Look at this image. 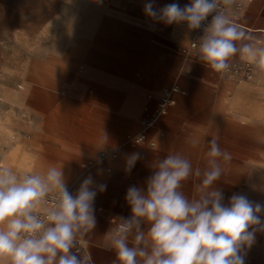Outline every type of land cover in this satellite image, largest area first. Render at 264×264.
<instances>
[{
    "label": "rangeland",
    "instance_id": "rangeland-1",
    "mask_svg": "<svg viewBox=\"0 0 264 264\" xmlns=\"http://www.w3.org/2000/svg\"><path fill=\"white\" fill-rule=\"evenodd\" d=\"M63 1L0 0V168L12 170L18 177L43 174L50 167L62 169L67 189L72 193L70 180L74 177L76 183H82L88 176L95 180L97 176L115 172L120 153L118 147L123 139L120 134L118 138L110 135L112 107L107 98L97 107H87L86 121L78 120L72 110L74 104L78 105L79 90L74 91L75 97H70L63 83L70 60L69 45L78 34L79 25L77 20L73 21L78 17L77 11L65 8ZM181 1L185 0H165L166 4H181ZM124 13L125 19L137 16L134 11ZM117 29L116 41L104 44L114 45L115 50L124 53L113 59L114 65L101 64L93 70L104 80L116 81L112 91L119 101L115 106L119 117L125 113L127 101L138 94L143 95L141 115L146 117V109H152L147 106L150 97L164 88L158 85L168 79L154 76L151 71L158 58L166 53L180 58L182 64L177 79L166 87H182L187 92L186 100L191 91L183 82L192 80L195 89L194 106L187 105L176 112L172 110L168 117L175 113L172 122L176 126L152 136L148 143H136L143 120L140 121L141 115L135 118L137 128L125 138L132 147L146 145L153 153L141 156L131 171L126 165L123 167L133 185L146 188V180L153 174L156 162L170 154L181 153L191 161L193 170L203 171L209 159L206 156L207 141L216 138L221 149L231 154L229 161L221 159L222 175L214 184L223 191L224 204L227 205L233 195H243L254 204L264 205V80L235 79L228 69L214 74L196 72L190 68L191 57L182 54L183 46L179 52L160 51L157 33L151 28L141 27V31L133 32L121 25ZM127 49L130 53L122 55ZM111 51L110 47L106 50L108 54ZM54 72L58 74L55 76ZM219 77L238 86H249L223 118L213 114L216 105L210 91ZM94 90H87L88 97ZM51 119L56 121L49 122ZM48 125L54 129L50 130L51 134L57 130L65 137L47 134ZM105 132L107 140L104 139ZM84 144H96V147L90 149ZM39 150H44L41 155L37 154ZM57 150L62 153H56ZM56 156H66L72 161L60 162ZM37 161L42 163L43 169L37 168ZM202 178L193 174L182 182L181 191L189 199L198 198L197 186ZM94 208L95 227L75 241L74 252L79 256H89V244L95 236H112L120 218H125L123 211L114 207L94 203ZM260 217L264 221V212ZM147 227L145 225V232ZM145 247L150 248V243ZM242 254L245 264H264V230L256 231L253 244L242 249Z\"/></svg>",
    "mask_w": 264,
    "mask_h": 264
},
{
    "label": "clouds",
    "instance_id": "clouds-1",
    "mask_svg": "<svg viewBox=\"0 0 264 264\" xmlns=\"http://www.w3.org/2000/svg\"><path fill=\"white\" fill-rule=\"evenodd\" d=\"M221 3L231 5L234 0H189L183 6L172 2L161 8L147 0L143 10L166 25L200 30L199 59L216 72L227 70L228 61L237 55L264 70V47L250 42L254 38L219 10ZM207 143L209 159L203 171L193 170L181 153L170 154L156 162L146 188L127 189L131 216L120 218L111 238L119 264H245L242 249L251 247L256 231L264 230V205L243 195H233L224 204L223 191L214 184L222 175L221 159L229 161L231 154L216 138ZM139 159L140 153L131 154L127 170ZM193 174L203 178L198 198L189 199L181 191L182 182ZM93 185L88 176L72 194L62 169L50 167L43 174L18 177L0 168V264H89L72 249L77 236L96 224L94 200L106 185ZM53 190L59 202L41 215L38 208ZM149 243L150 248L145 247Z\"/></svg>",
    "mask_w": 264,
    "mask_h": 264
},
{
    "label": "crops",
    "instance_id": "crops-1",
    "mask_svg": "<svg viewBox=\"0 0 264 264\" xmlns=\"http://www.w3.org/2000/svg\"><path fill=\"white\" fill-rule=\"evenodd\" d=\"M63 2L65 8L68 10L77 11L78 17L77 19L73 18V21L77 20V24L79 25L78 34L69 45L68 52L70 54V60L66 73V81L63 83L64 88L69 91L68 95L70 97H75L74 91L79 90L78 105L74 104L72 110L77 115L78 120L86 121L88 114L87 107H97L102 103L103 99L107 98L112 107V126L109 129L110 135L114 138H118L120 134V139H123L122 144L118 147L120 153L117 158L118 161L115 172L110 175L97 176L95 180H93L94 188L101 184L106 185L104 191L97 190L94 203L117 208L119 211H123L122 215H124L125 218H128L131 216V209L125 196L127 189L133 186V183L132 179L127 176L126 171L123 170V167L126 165L128 157L133 153L138 152L140 156L145 157L153 153L146 145L132 147L130 141L125 138L128 133L134 132L137 128L134 120L141 115L143 95L138 94L130 98L127 101L125 113L123 116L119 117L118 109H116V105H118L119 101L112 91L116 88V81L111 79L107 81L100 78V76H98L99 73L93 69L101 64L114 65L116 61H113V59L118 58L121 52H123V50H115L116 48L114 45L107 46L104 44L107 41H116L118 26L126 25L129 30L133 32L135 30L141 31V27L151 28L157 33L160 45L159 50H171L173 52H179L181 46H183V49L189 46L194 30H189L182 25H166L163 22L150 19L144 14L143 10L147 0H64ZM187 3H189V0L181 1L180 5L183 6ZM165 4V0H155V6L157 8H161ZM124 11H129V13L134 11L137 16L133 19H125L126 14ZM225 15L248 35L254 38L250 41L251 43L258 47H264V0H234L233 4L228 5ZM69 20L71 22L72 18ZM108 47L113 50L110 54L106 52ZM130 51V49H127L125 54L122 55H128ZM171 55L170 53H166L160 56L155 68L151 71L154 76H163L169 80V83L167 80L163 84L158 85L159 88L164 86V88L159 89L158 92L171 88L166 86L177 79L178 72L182 66L180 58L172 57ZM186 57H191L190 68L192 70L196 72L200 70L206 74H214L215 71L204 61L199 59V49ZM239 61L242 60L239 58V55H237L232 57L228 63L230 66ZM57 74V72L53 73L55 76ZM263 80L264 70L256 66V77L254 82H263ZM183 83L184 87L190 89L191 96L186 100L187 92L182 87H179L183 94L176 95V104L170 109L168 115L172 110L176 112L184 106H194L193 97L195 89L192 86V80L188 81V83L186 81ZM247 88H249V86H238L224 77L216 79L210 87L211 95L216 105L213 114L221 118L228 116L229 111L233 109L232 107L235 105L242 91ZM93 89H95L94 93H91V96L88 97L87 90L91 92ZM158 92H154L156 95L147 103V106L152 109L157 104ZM174 114L175 113H172L170 117L167 115L158 121L156 126L149 133V140L152 136L165 133L176 126L175 123L172 122V116ZM144 118V114L141 115L140 121ZM51 121L55 122L56 120L51 119L49 122ZM119 126L121 131L118 130ZM46 128V131H48L47 134L49 135L51 134L50 130H54L50 125ZM52 133L56 137H65L57 130ZM84 146L92 149L96 147V144H84ZM43 151L44 150H39L37 154L41 155ZM56 153L61 154L62 151L57 150ZM56 159H59L58 161L60 162L66 160L68 162L72 161L66 156H56ZM37 168L40 170L43 169L41 162L39 163L37 161ZM73 179H75V177ZM73 179L70 180V187H72V193L75 194L81 183H76ZM46 210L47 207L44 203L38 208L39 212L44 213ZM106 233H108V235L110 234L109 229L106 230ZM78 238H81V236H77L76 239ZM111 238L112 236H103L102 238L95 236L94 241L89 244V256H78L87 259L89 264H113V261L119 264V261L116 260L115 250L112 247ZM129 242L132 243V240L129 239ZM72 251L74 252V248Z\"/></svg>",
    "mask_w": 264,
    "mask_h": 264
},
{
    "label": "built area",
    "instance_id": "built-area-1",
    "mask_svg": "<svg viewBox=\"0 0 264 264\" xmlns=\"http://www.w3.org/2000/svg\"><path fill=\"white\" fill-rule=\"evenodd\" d=\"M228 5L221 3L219 10L224 14ZM187 27L186 25H182ZM202 32L200 30H194V34L191 38L190 44L187 48L183 49L182 54L189 56L192 52L199 49L200 36ZM230 76L235 79H245L248 81L255 80L256 77V66L254 64L247 63L245 61H239L233 63L228 68ZM183 94L179 87L174 86L170 89L161 91L158 96L157 104L152 110L146 109V117L142 121V132L136 138V143H144L149 140L150 131L156 126L158 121L166 117L172 107L176 104V95ZM151 99L153 97H150ZM154 145V144H153ZM59 202L57 192L50 193L47 198L42 202L46 205L47 209L52 208ZM43 215V214H41Z\"/></svg>",
    "mask_w": 264,
    "mask_h": 264
},
{
    "label": "bare ground",
    "instance_id": "bare-ground-1",
    "mask_svg": "<svg viewBox=\"0 0 264 264\" xmlns=\"http://www.w3.org/2000/svg\"><path fill=\"white\" fill-rule=\"evenodd\" d=\"M232 92H233V89H232Z\"/></svg>",
    "mask_w": 264,
    "mask_h": 264
}]
</instances>
